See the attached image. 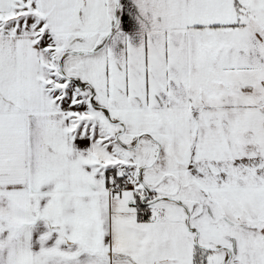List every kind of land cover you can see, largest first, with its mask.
Returning a JSON list of instances; mask_svg holds the SVG:
<instances>
[{
    "label": "snow or ice",
    "instance_id": "obj_1",
    "mask_svg": "<svg viewBox=\"0 0 264 264\" xmlns=\"http://www.w3.org/2000/svg\"><path fill=\"white\" fill-rule=\"evenodd\" d=\"M0 264H264V0H0Z\"/></svg>",
    "mask_w": 264,
    "mask_h": 264
}]
</instances>
